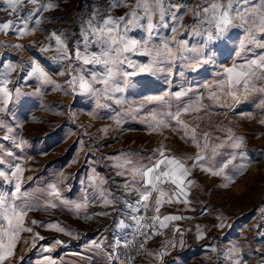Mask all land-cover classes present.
<instances>
[{
    "label": "snow or ice",
    "instance_id": "6c2138e0",
    "mask_svg": "<svg viewBox=\"0 0 264 264\" xmlns=\"http://www.w3.org/2000/svg\"><path fill=\"white\" fill-rule=\"evenodd\" d=\"M58 7L55 0H0V12L7 13L9 17L6 20L0 19V33L13 34L18 39L30 35L42 22H48L49 17L44 14ZM117 10H123L122 14H114ZM234 30H238L242 36L235 53L239 62L233 61L217 74L214 84L206 85L210 89L208 99L219 102L223 96L226 102L219 106L231 109L233 104L240 103L242 99L257 95L260 97L258 106L264 109V0H102L100 5L91 9L82 19L78 32L65 34L63 30L51 31L46 37L49 43L41 46L39 51H52L54 56L50 59L61 64L67 62L65 70L58 71L60 76L67 77L63 88L67 94L91 96L96 98L98 107L110 108L112 105L106 101L121 106L128 103L122 95L117 94L125 93L130 87L131 77L168 73L181 64L197 70L211 63L213 42L222 40ZM15 47L21 49L23 45L18 43ZM133 57H143L146 60ZM16 68V64L0 60V117H3L0 118V130H6L0 139L5 141H15L16 136L13 134L18 133L20 128V125L6 123L14 94L19 96L21 93V89L11 78ZM21 70L25 74V80L36 81L32 94H42L44 88L61 89V85L37 59L27 62ZM169 95L178 99L186 96L187 92L146 96L139 103L129 104L127 111L117 112L115 123L119 126L122 117L147 110L150 115L140 122L147 124L152 132L173 126L182 131V138L198 149L194 157L172 155L163 144L157 145L146 162L134 160L127 154L116 155L110 167L117 176L128 177L122 185V193H127V196L122 193L113 195L105 187L108 181L95 169L88 178L80 202L64 198L57 184L49 186V199L43 205L45 209L64 206L79 215L90 205L100 204L108 208L121 204L117 214L123 218L114 224L113 239L106 245L95 239L92 241V247L106 264H130L125 259L127 252L121 249L144 252L147 242L162 235L171 222L188 219L175 214L162 215L161 209L172 203L184 204L186 208L190 205L189 189L195 182L189 177L193 169L200 168L212 176L232 181V176L227 172L246 167L244 164L237 167L234 163L238 157L243 159L244 153L239 150L243 148L244 137L236 136L231 127L219 128V131L226 133V138L221 140L216 137L220 142L212 143L210 133L198 135L199 124H189L181 119L182 115L199 113L205 109L202 96L197 97L193 103L182 106V111L178 107L174 113L158 114L147 107L165 101ZM160 116L166 118L161 119ZM260 123L264 124V120ZM101 131L107 135L110 128L106 127ZM228 149L237 151H228L223 160L216 159L217 156L224 155L221 150ZM5 154L13 155L10 151L5 153L3 145H0V167L9 163L10 169V173L0 170V179L13 185L14 191H0V264H8L14 258L22 232L33 233V228L25 225V219L29 212L37 210L36 204L30 202L28 194L21 188L24 169L19 163L8 162L3 158ZM221 187L226 188L228 184H222ZM131 196H137L138 199L133 201ZM148 211L153 213L150 217L144 215ZM84 218L91 219V216L86 215ZM219 219L223 220L222 217ZM31 224L65 232V227L59 223L45 225L33 219ZM218 227L223 228L225 225L221 222ZM173 232L179 234V240L173 237L161 249L148 251L146 254L162 262L168 255L167 248L182 246L183 232L179 226H175ZM257 234L264 239V233ZM196 238H204L199 226ZM32 239L34 248L35 241L44 240L45 237L35 232ZM55 243L63 242L56 240ZM44 250L51 251L50 248ZM253 253L258 254L260 264H264V251L251 249L250 252L242 253L241 246L237 245L222 251L220 264H247ZM96 258L95 253L89 256V264ZM41 264H55V261L45 256Z\"/></svg>",
    "mask_w": 264,
    "mask_h": 264
},
{
    "label": "rangeland",
    "instance_id": "374dc122",
    "mask_svg": "<svg viewBox=\"0 0 264 264\" xmlns=\"http://www.w3.org/2000/svg\"><path fill=\"white\" fill-rule=\"evenodd\" d=\"M55 2L59 7L45 13L44 15L49 17L48 22H42L32 34L18 39L13 34L0 33V60L16 64V72L11 78L21 89L19 96L14 94L6 118V123L20 125L18 133L13 134L16 140L0 139V145H3L5 153H13L12 156L5 154L3 158L11 164L19 163L24 169L22 191H26L30 202L37 206V210L29 212L25 219V225L32 227L33 233L20 234L15 256L8 264H41L45 256L51 257L55 264H89L88 257L94 253L97 258L92 264H106L92 247L94 239L101 243V215L93 221L96 228L86 234L87 241L83 236L74 238L77 235L75 221L84 220L90 223L92 218L84 217L90 216V211L97 213L99 210L88 207L77 215L64 206L45 209L43 205L49 199V186L57 184L64 198L71 202H80L88 178L93 175L95 169L108 181L105 187L112 191L113 195H119L122 193L123 182L128 177L117 176L115 170L110 167L116 155L127 154L134 160L146 162L157 145L163 144L172 155L194 157L198 149L182 138V131L173 126L152 132L147 124L141 123L144 117L150 115L147 110L122 117L119 126L115 123L117 112L127 111L129 104L139 103L146 96H161L165 92H187V95L178 99L169 95L165 101L147 107L158 114L174 113L178 107L182 111V106H187L202 96L205 109L199 113L182 115L181 119L189 124H199L198 135L210 133L212 143L220 142L216 137L221 140L226 138V133L219 131V128L231 127L236 136L244 137L243 148L239 150L244 153L243 159L238 157L234 163L237 167L240 164L246 167L239 171H228L232 181L221 176H212L200 168L193 169L189 177L195 182L189 189L190 205L187 208L181 203L166 205L168 212L188 217L172 226H179L183 232L184 243L182 246L167 248L168 255L162 262L155 264H220L222 251L232 245L241 246L242 253L250 252L251 249L264 251V239L257 234L264 233V124L260 123L264 120V109L258 106L260 97L251 95L240 103L233 104L231 109L222 108L219 104L225 103L226 98L221 96L219 102L209 100L210 89L206 87L214 84L217 74L223 68L230 66L233 61L239 62L235 53L239 39L242 38L240 32L234 30L222 40L213 42V59L206 66L192 70L181 64L170 69L168 73L131 77L130 87L125 93L117 94L122 95L128 103L121 106L106 101L112 106L100 108L96 98L67 94L63 90L67 77L58 74V71L65 70L67 62L58 63L50 59L54 52L42 53L39 48L49 43L46 37L51 31L63 30L65 34L78 32L82 19L91 9L100 5L102 0ZM122 11L117 10L114 14H122ZM8 18L7 13L0 12V19ZM187 19L186 17L185 22ZM189 40L191 41L190 37ZM18 43L22 44L23 48L17 49L15 45ZM133 58L146 60L143 57ZM32 59L41 62L52 78L61 85V89L44 88L42 94H32L36 81L25 80V74L21 70L22 66ZM227 102L232 103L230 100ZM171 124L175 125V122L171 121ZM106 127L110 128L107 135L101 131ZM5 131L0 130V137L5 135ZM221 151L224 155L217 156V160H223L228 151L237 150ZM0 170L10 173L9 163L0 167ZM225 183L228 187H221ZM0 191L10 192L14 191V188L7 181L0 179ZM130 199L134 201L138 197L131 196ZM119 206L121 207L120 204L116 206L112 225L120 219L117 214ZM221 217L222 221L219 219ZM33 219L45 225L59 223L65 227V232L32 225ZM221 222L225 227H218ZM197 226L204 233L203 239L196 238ZM35 232H39L45 239L36 240V247L33 248L32 237ZM165 234L163 232L162 235ZM169 235V240L173 237L179 240V234L174 233L173 229ZM108 238V241L113 239L112 233L108 234ZM56 240L63 243L56 244ZM45 248H50L51 251H45ZM247 264H260L259 255L251 254Z\"/></svg>",
    "mask_w": 264,
    "mask_h": 264
},
{
    "label": "crops",
    "instance_id": "0c3cea01",
    "mask_svg": "<svg viewBox=\"0 0 264 264\" xmlns=\"http://www.w3.org/2000/svg\"><path fill=\"white\" fill-rule=\"evenodd\" d=\"M119 203H117L114 207H108V208H104L102 207L100 204H95V205H90L89 207L91 208H95L96 210H99L97 211L98 212H107L108 214L107 215H101V243L103 244H107L108 242V234L109 233H112L113 232V227L114 225L111 224V221L113 220V217L114 215L116 214V206L118 205ZM121 205V204H120ZM120 208V206L118 207V209ZM167 207L166 205L161 209V214L162 215H168V214H175L177 215L175 212L174 213H170L168 212L167 210ZM94 211V210H93ZM93 211H90L89 214L91 216V220H90V223L86 222V221H75V230L77 231L76 232V237L74 238H77V237H82L84 238L85 241H87L85 239V237L87 236L86 234L88 232H90L91 230H94L96 228V224L93 223V221L97 220V218L99 217L98 215L96 216V212H93ZM96 213V214H94ZM122 215H120V219H121ZM80 219V218H79ZM179 221H175V222H171L169 224V227L164 229L163 232L166 233L165 236L164 235H158V236H155L154 238L150 239L149 240V243H148V246L145 248V251H144V257L141 261H139L140 264H155V262L157 263L158 260L154 259L153 257L147 255L146 253L148 251H157V249H161V247L163 246V244L166 242V241H169V239L171 238L169 235V233L171 232L172 233V229H173V224L177 223ZM73 232V231H72ZM71 232V233H72ZM101 261H104L103 258H101ZM119 263V262H118Z\"/></svg>",
    "mask_w": 264,
    "mask_h": 264
},
{
    "label": "built area",
    "instance_id": "2783aa9c",
    "mask_svg": "<svg viewBox=\"0 0 264 264\" xmlns=\"http://www.w3.org/2000/svg\"><path fill=\"white\" fill-rule=\"evenodd\" d=\"M144 215L150 217L152 215V212L148 211L144 213ZM138 242H139V238L137 239V243ZM148 243L149 241L147 242L146 247L148 246ZM121 251L127 252V256L125 257V259H128L130 261V264H137L144 257V252H137L135 249H121Z\"/></svg>",
    "mask_w": 264,
    "mask_h": 264
}]
</instances>
